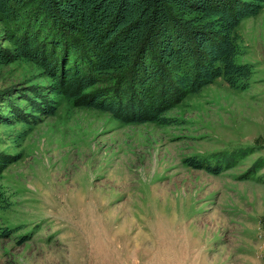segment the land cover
I'll return each instance as SVG.
<instances>
[{
  "label": "rangeland",
  "instance_id": "374dc122",
  "mask_svg": "<svg viewBox=\"0 0 264 264\" xmlns=\"http://www.w3.org/2000/svg\"><path fill=\"white\" fill-rule=\"evenodd\" d=\"M234 32L245 83L186 92L166 122L75 103L33 62L0 61V264H264V163L248 170L264 160V2ZM42 92L50 113L25 99Z\"/></svg>",
  "mask_w": 264,
  "mask_h": 264
},
{
  "label": "trees",
  "instance_id": "16d2710c",
  "mask_svg": "<svg viewBox=\"0 0 264 264\" xmlns=\"http://www.w3.org/2000/svg\"><path fill=\"white\" fill-rule=\"evenodd\" d=\"M262 2L0 0V39L8 43L0 41V61L33 62L50 78V91L75 103L122 120L166 122L161 112L186 92L217 77L231 86L245 83L251 69L235 59L240 51L234 28ZM36 95L41 101L25 95L31 107L52 112L51 100L43 92ZM9 100L6 95L10 111L24 120ZM246 148L221 157L233 162ZM8 160L0 152V171ZM185 160L211 172L222 168L195 157ZM262 163L258 158L248 170Z\"/></svg>",
  "mask_w": 264,
  "mask_h": 264
}]
</instances>
